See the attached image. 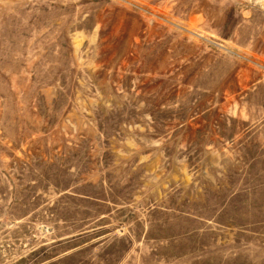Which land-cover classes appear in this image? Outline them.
I'll list each match as a JSON object with an SVG mask.
<instances>
[{
  "label": "rangeland",
  "instance_id": "1",
  "mask_svg": "<svg viewBox=\"0 0 264 264\" xmlns=\"http://www.w3.org/2000/svg\"><path fill=\"white\" fill-rule=\"evenodd\" d=\"M0 264H264V0H0Z\"/></svg>",
  "mask_w": 264,
  "mask_h": 264
}]
</instances>
